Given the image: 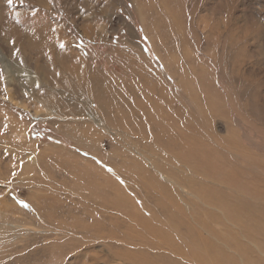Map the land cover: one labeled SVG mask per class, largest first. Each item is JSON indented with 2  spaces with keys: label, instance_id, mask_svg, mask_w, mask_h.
<instances>
[{
  "label": "rangeland",
  "instance_id": "obj_1",
  "mask_svg": "<svg viewBox=\"0 0 264 264\" xmlns=\"http://www.w3.org/2000/svg\"><path fill=\"white\" fill-rule=\"evenodd\" d=\"M169 215L264 262V0H0V264H172Z\"/></svg>",
  "mask_w": 264,
  "mask_h": 264
},
{
  "label": "bare ground",
  "instance_id": "obj_2",
  "mask_svg": "<svg viewBox=\"0 0 264 264\" xmlns=\"http://www.w3.org/2000/svg\"><path fill=\"white\" fill-rule=\"evenodd\" d=\"M10 32L7 33V39L9 41V45L11 47L12 46H15L16 42H17V37L18 35L16 34L17 29L15 27H10L9 28ZM28 32V31H25V33ZM31 33V32H30ZM27 34V33H26ZM38 37L40 38V42H42V40L44 41H47L46 38L47 36H44L42 35V33H39ZM39 42V43H40ZM41 44V43H40ZM45 45V43H44ZM62 52L64 53H67V54H70V56H72V53H70L68 47H66V50H63ZM86 72V71H85ZM27 77L29 79H33V77L35 76L36 78H38V74L36 72H32V71H28L27 72ZM94 85V84H93ZM94 88V87H93ZM42 92V91H41ZM44 92V91H43ZM13 94H10V97L12 98ZM130 104V103H129ZM130 111V110H129ZM134 121H136L134 119ZM137 125V124H136ZM170 148V147H169ZM155 185V184H154ZM160 188V186H158ZM163 188V187H162ZM167 189V188H166ZM165 193V191H164ZM170 199V198H169ZM229 208V207H228ZM135 215H137V212L135 213ZM177 217V216H176ZM175 218V215H169V218L168 220L164 223V224H161V223H158V222H155V223H150V224H147L146 228H144V232L146 234L149 233V236H152V239L153 240H147V244L156 252L158 253H165V254H169V256H171L170 258H172L174 260V262L172 264H176V260L179 261L177 263L179 264H188L186 263V260L185 258H189L190 259V262L193 261V263L195 264H237L235 261L233 260H229L227 257L224 256L223 253H221L220 251L214 249L213 247H209V246H204V247H200V250H195V248H197V244L195 245H191L189 247V250L187 249V252L189 254V252H192L191 254V257H182L183 255V251L179 252L178 250V246L175 244V239L176 237L180 236L181 239H183L182 237H185V239H187L188 237H191L193 238V236H191V234L189 235V232H187V234L185 235H181L179 229H177L176 227H172L170 226V220L174 219ZM140 221L143 220V216H140L139 217ZM214 219V217H213ZM239 219V216H237L236 218V221ZM218 220V219H217ZM263 222V221H262ZM262 222H258L257 221V226L262 230L264 231V228H263V224H261ZM158 223V224H157ZM223 223V222H222ZM190 225H192V223H189ZM196 224V223H195ZM199 224V223H198ZM197 224V225H198ZM219 224V223H218ZM221 224V222H220ZM241 224V223H240ZM189 225V226H190ZM222 225V224H221ZM199 226V225H198ZM212 226V225H211ZM210 226V227H211ZM255 226V228L257 227ZM196 227V226H195ZM243 227V226H242ZM190 230H193L195 231V228L193 227H188ZM204 228V227H203ZM245 228V226H244ZM201 230H204V229H201ZM212 231H215L214 228ZM196 232V231H195ZM198 232V231H197ZM132 233V232H131ZM246 233V232H245ZM134 234V233H133ZM197 237L198 235L199 236H202L200 234H195ZM246 236L253 240V241H256V243L258 244V240H259V237H258V234H257V228L255 231H249L248 234H246ZM160 238V241L157 242L156 241V238ZM194 239V238H193ZM196 239V238H195ZM199 239V238H198ZM217 239V238H216ZM183 241V240H182ZM192 243V242H191ZM201 244H203V239L201 238V241H200ZM209 243V242H208ZM146 244V243H144ZM205 244V243H204ZM207 245V244H205ZM212 245V244H210ZM201 246V245H200ZM211 248V249H210ZM221 248V247H220ZM258 248V247H257ZM194 250V251H193ZM249 250V249H248ZM241 251V250H240ZM247 252V250H246ZM238 253V252H237ZM178 254H180L181 256H179ZM239 254V253H238ZM176 255L178 257H176ZM248 256V255H247ZM175 257H176V260H175ZM249 258V257H248ZM256 259V258H255ZM181 261V262H180ZM191 264V263H189ZM245 264H264L263 261H260L259 258L258 260H253V259H247V261L245 262Z\"/></svg>",
  "mask_w": 264,
  "mask_h": 264
}]
</instances>
